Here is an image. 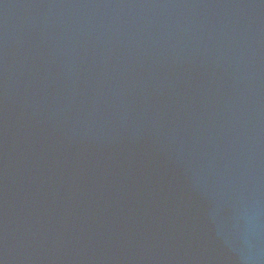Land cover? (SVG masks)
<instances>
[{"label":"water","instance_id":"95a60500","mask_svg":"<svg viewBox=\"0 0 264 264\" xmlns=\"http://www.w3.org/2000/svg\"><path fill=\"white\" fill-rule=\"evenodd\" d=\"M0 264H264V0H0Z\"/></svg>","mask_w":264,"mask_h":264}]
</instances>
